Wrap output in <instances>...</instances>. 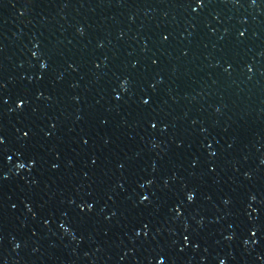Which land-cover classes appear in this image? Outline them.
<instances>
[{
  "label": "water",
  "instance_id": "95a60500",
  "mask_svg": "<svg viewBox=\"0 0 264 264\" xmlns=\"http://www.w3.org/2000/svg\"><path fill=\"white\" fill-rule=\"evenodd\" d=\"M0 264H264V0H0Z\"/></svg>",
  "mask_w": 264,
  "mask_h": 264
},
{
  "label": "snow or ice",
  "instance_id": "6c2138e0",
  "mask_svg": "<svg viewBox=\"0 0 264 264\" xmlns=\"http://www.w3.org/2000/svg\"><path fill=\"white\" fill-rule=\"evenodd\" d=\"M41 67H44V65H41ZM143 103H144V104H147V103H148V100H144ZM153 127H155V125H153ZM21 167H23V165H21ZM149 183H151V181H149ZM193 198H194V197H193L192 195H188V196H187V200H188V201H192ZM147 199H148V197H143V200H144V201H146ZM141 202H143V201H141ZM87 207L90 209V208L92 207V205H88ZM228 239H230V237H228Z\"/></svg>",
  "mask_w": 264,
  "mask_h": 264
}]
</instances>
